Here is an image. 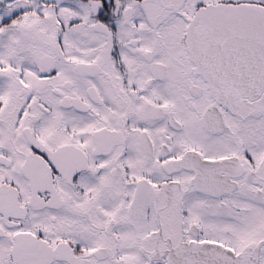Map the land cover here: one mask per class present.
Segmentation results:
<instances>
[{
	"label": "snow or ice",
	"instance_id": "snow-or-ice-1",
	"mask_svg": "<svg viewBox=\"0 0 264 264\" xmlns=\"http://www.w3.org/2000/svg\"><path fill=\"white\" fill-rule=\"evenodd\" d=\"M0 264H264V0H0Z\"/></svg>",
	"mask_w": 264,
	"mask_h": 264
}]
</instances>
